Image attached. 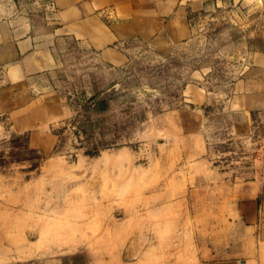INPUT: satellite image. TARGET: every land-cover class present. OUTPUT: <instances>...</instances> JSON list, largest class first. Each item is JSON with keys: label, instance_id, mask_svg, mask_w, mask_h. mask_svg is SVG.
<instances>
[{"label": "crops", "instance_id": "crops-1", "mask_svg": "<svg viewBox=\"0 0 264 264\" xmlns=\"http://www.w3.org/2000/svg\"><path fill=\"white\" fill-rule=\"evenodd\" d=\"M203 16L221 25L215 42L237 61L236 76L218 91L208 89L219 56L205 53L189 72L183 105L165 117L159 158L172 164L165 173L184 182L204 178L206 192L203 201L197 194L199 199L183 204L177 202L182 190L163 189V238H176L175 224L182 222L196 223L198 238L182 232L181 244L159 252L152 264H264V160L247 178L216 166L202 131L205 108L218 101L244 122L264 116V0H0V140L24 135L30 149L55 151V127L72 115L53 86L66 42L119 67L128 63L134 44L190 43ZM50 176L47 165L25 182L0 177V264H85L73 259L75 240L60 230L69 222V203L62 200L54 209ZM183 205L198 207L197 215L182 218Z\"/></svg>", "mask_w": 264, "mask_h": 264}, {"label": "rangeland", "instance_id": "rangeland-1", "mask_svg": "<svg viewBox=\"0 0 264 264\" xmlns=\"http://www.w3.org/2000/svg\"><path fill=\"white\" fill-rule=\"evenodd\" d=\"M201 24L185 45L134 44L128 63L119 67L101 63L93 51L76 42H66L53 86L72 115L55 127L59 138L55 151L45 155L30 149L24 135L0 140V177L7 181L25 182L50 166L54 209L62 200L69 203V222L61 223L60 230L75 240L70 252H76L72 255L76 261L152 264L159 252L174 251L181 244L182 232L198 238L197 224L182 222L175 224L176 238L170 233L172 237L164 239L158 203L165 188L182 190L177 202L183 204L200 196L203 201L206 192L204 178L184 182L178 174L165 173L172 164L159 158V149L164 152L166 144L165 117L183 105L181 91L189 72L210 53L219 57L208 89L218 91L236 76L237 61L227 58L229 54L215 42L221 25L212 16H203ZM101 101L107 102L105 110L96 111ZM218 102L205 108L202 131L208 157L216 166L250 177L253 167L264 160V116L244 122ZM79 114L92 118L86 132L73 122ZM197 210L183 205L182 218L197 215Z\"/></svg>", "mask_w": 264, "mask_h": 264}, {"label": "trees", "instance_id": "trees-1", "mask_svg": "<svg viewBox=\"0 0 264 264\" xmlns=\"http://www.w3.org/2000/svg\"><path fill=\"white\" fill-rule=\"evenodd\" d=\"M107 102L106 101H101L98 104H96L95 106V110L99 111V110H105V106H106ZM86 112V111H85ZM87 113V112H86ZM74 124H79V128L83 131L86 132L87 128L89 126H92L93 121L92 118L87 115V114H79L74 120H73ZM89 155L95 156L96 153H92L89 152L87 153Z\"/></svg>", "mask_w": 264, "mask_h": 264}]
</instances>
